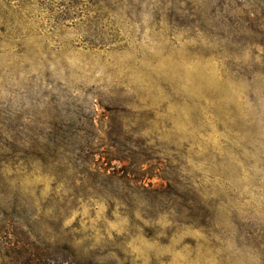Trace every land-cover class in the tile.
I'll use <instances>...</instances> for the list:
<instances>
[{"label": "rangeland", "instance_id": "rangeland-1", "mask_svg": "<svg viewBox=\"0 0 264 264\" xmlns=\"http://www.w3.org/2000/svg\"><path fill=\"white\" fill-rule=\"evenodd\" d=\"M63 245L264 264V0H0V264Z\"/></svg>", "mask_w": 264, "mask_h": 264}, {"label": "trees", "instance_id": "trees-1", "mask_svg": "<svg viewBox=\"0 0 264 264\" xmlns=\"http://www.w3.org/2000/svg\"><path fill=\"white\" fill-rule=\"evenodd\" d=\"M160 177L162 179H164L165 181L169 180V177H167V175H161ZM62 248H65V250L67 252V253H64L65 256H67V258H61V257H57V256H55V258H54V257L45 256V255L41 254V256L39 258H36V260H34L32 264H34L36 261H38L40 264H51V263H56V262H57V264H82L81 262L78 261L79 260L78 257L75 255V253L72 250H70L68 248V246L63 245ZM47 255H49V254H47Z\"/></svg>", "mask_w": 264, "mask_h": 264}]
</instances>
